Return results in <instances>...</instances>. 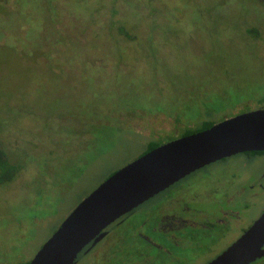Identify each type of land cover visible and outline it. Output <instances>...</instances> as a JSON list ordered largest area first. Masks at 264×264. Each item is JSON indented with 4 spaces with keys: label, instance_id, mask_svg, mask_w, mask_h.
Returning a JSON list of instances; mask_svg holds the SVG:
<instances>
[{
    "label": "rangeland",
    "instance_id": "obj_1",
    "mask_svg": "<svg viewBox=\"0 0 264 264\" xmlns=\"http://www.w3.org/2000/svg\"><path fill=\"white\" fill-rule=\"evenodd\" d=\"M259 107L264 0H0V149L17 168L0 185V264L29 263L150 142ZM262 165L233 157L212 171H227L228 183ZM251 181L228 183L226 195ZM234 201L242 230L264 209V193ZM238 235L204 244L219 251ZM175 254L174 264H202L207 252Z\"/></svg>",
    "mask_w": 264,
    "mask_h": 264
},
{
    "label": "water",
    "instance_id": "obj_2",
    "mask_svg": "<svg viewBox=\"0 0 264 264\" xmlns=\"http://www.w3.org/2000/svg\"><path fill=\"white\" fill-rule=\"evenodd\" d=\"M264 152V108L225 119L145 153L83 199L29 264H74L116 220L191 173L220 160ZM264 257V210L221 255L208 264H252Z\"/></svg>",
    "mask_w": 264,
    "mask_h": 264
},
{
    "label": "flooded vegetation",
    "instance_id": "obj_3",
    "mask_svg": "<svg viewBox=\"0 0 264 264\" xmlns=\"http://www.w3.org/2000/svg\"><path fill=\"white\" fill-rule=\"evenodd\" d=\"M260 108L264 107L257 109ZM175 139L178 137H172L168 142ZM233 157H242L247 162L263 161L260 173L257 174L258 169L252 173V177L257 174L254 179L246 178L243 172H230L232 179L228 181L229 184L237 187L246 180H252L249 186H239L227 196V171H212L213 166L226 159L207 165L116 220L94 246L88 245L82 250L74 264H174L179 260L175 253L192 252V249L195 252H207L202 264L217 258L255 221L242 230L239 212L228 206L235 204V197L245 195L255 200L264 193V154L248 152L227 160ZM210 181H219L211 193L198 190L200 182ZM230 232H238L239 235L219 251H216V247L209 249L204 244L206 241H218L221 244L223 240L227 243ZM128 248L145 249L150 255L145 253L142 257H127L125 252Z\"/></svg>",
    "mask_w": 264,
    "mask_h": 264
},
{
    "label": "trees",
    "instance_id": "obj_4",
    "mask_svg": "<svg viewBox=\"0 0 264 264\" xmlns=\"http://www.w3.org/2000/svg\"><path fill=\"white\" fill-rule=\"evenodd\" d=\"M213 125H214L213 123H209V124H206L205 126H203V128L201 130L190 131V132H188L182 136H177V137L180 138V137L188 136V135L206 130V129L212 127ZM162 144H163V141L162 142H158V141L157 142H155V141L150 142L148 144V149L145 153L155 149L156 147H158ZM251 153L252 154H264V152H251ZM16 174H17L16 166L13 165L9 161L5 151L3 149H0V185L5 184L7 182H11L14 179ZM27 264H29V263H27Z\"/></svg>",
    "mask_w": 264,
    "mask_h": 264
}]
</instances>
